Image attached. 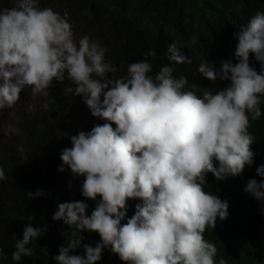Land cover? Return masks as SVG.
Returning <instances> with one entry per match:
<instances>
[{
    "label": "clouds",
    "instance_id": "clouds-1",
    "mask_svg": "<svg viewBox=\"0 0 264 264\" xmlns=\"http://www.w3.org/2000/svg\"><path fill=\"white\" fill-rule=\"evenodd\" d=\"M100 6L108 33L125 19L143 31L148 14L141 3ZM54 7L48 0H0V232L11 240L7 252L0 240V262L95 264L108 249L126 264H260L244 249L230 262L223 257L210 233L231 218V202L204 185L232 183L260 205L255 212L264 227V149L256 148L249 126L264 109V11L234 28L226 55L202 52L200 76L228 83L198 93L195 84L186 87L187 76L173 75L175 64H195L185 54L195 39L169 43L164 55L172 63L154 74L149 49L118 76L107 48L76 33L69 17L75 1ZM58 88L67 109L76 99L85 111L84 101L96 122L87 119L64 143L21 148L24 119L51 109ZM10 147L17 150L12 158ZM51 167L67 177V193ZM133 198L140 202L129 218L126 201ZM63 228L70 238L60 246L49 234ZM84 231L97 232L99 241L82 244Z\"/></svg>",
    "mask_w": 264,
    "mask_h": 264
},
{
    "label": "trees",
    "instance_id": "trees-1",
    "mask_svg": "<svg viewBox=\"0 0 264 264\" xmlns=\"http://www.w3.org/2000/svg\"><path fill=\"white\" fill-rule=\"evenodd\" d=\"M48 1L56 6L54 9L58 10L57 7L61 2L69 0ZM74 1L77 8L71 10V16H69L71 21L74 25L76 24L79 32L95 35L96 40L107 48L106 54L117 66L116 75L118 76L126 73L127 65L131 62L144 59L142 54L149 49H153L156 53L155 57H147L153 63L154 74L161 66L172 63L164 55L169 43L177 41L178 45L183 47L188 40L195 39V45L188 51L190 55L185 53L194 59L195 64H175L173 75L187 76L186 87L195 84L198 93L204 89L215 92L216 89L223 88L228 83L227 80L210 81L200 76L196 66L201 62L199 57L202 52H208L210 56L213 55V58L226 55L229 36L234 28L244 23L253 12L264 11V0H134L141 3L148 14L146 23L142 26L143 31L137 30L133 23L125 19L117 30L110 34L108 33L110 25L100 6L105 0ZM254 67L259 72L260 64L255 59ZM52 96L56 103L51 106V109H45L44 115L33 114L24 119L21 125L23 135L20 141L21 148H31L47 140L64 143L69 135L86 123L87 119L90 122H96V117L91 115L84 101L85 111L76 99H72L70 109L66 108L68 96L64 88L54 89ZM44 103L49 105L48 100ZM261 113L262 117L254 118L250 126L257 149H264V109H261ZM112 126L115 127V124L113 123ZM8 152L11 158L17 154V150L12 147L8 149ZM47 172L58 180L62 193L69 191L65 175L59 174L55 167L49 168ZM208 188L227 196L231 202V218L210 233L223 257L230 262V255L234 250L244 249L253 252L259 263L264 264V227L259 223L255 212L256 208L260 209V205L246 201L240 195L239 189L230 182L213 184L209 181L208 185H204V190L207 191ZM139 202L138 198L128 199L125 215L130 218L134 214L135 205ZM39 209L43 211V208ZM83 236L81 243L92 246L100 239L95 231H84ZM49 238L57 240L60 246H63L70 238V232L68 228L53 229ZM0 240L5 243L7 252L10 237L6 232H0ZM83 251V248H77L74 253L83 255ZM120 263L126 264L108 249L103 250L101 260L95 262V264ZM0 264L12 263L5 261Z\"/></svg>",
    "mask_w": 264,
    "mask_h": 264
},
{
    "label": "rangeland",
    "instance_id": "rangeland-1",
    "mask_svg": "<svg viewBox=\"0 0 264 264\" xmlns=\"http://www.w3.org/2000/svg\"><path fill=\"white\" fill-rule=\"evenodd\" d=\"M72 26V29L74 30L75 29V27L73 26V25H71ZM75 31H76V33H78V34H83V33H81V32H79L78 30H76L75 29ZM90 37H94L95 39H96V37H95V35H89ZM27 109V108H26ZM6 117H7V114H6ZM17 133H15V134H12L11 136H14V135H16Z\"/></svg>",
    "mask_w": 264,
    "mask_h": 264
},
{
    "label": "bare ground",
    "instance_id": "bare-ground-1",
    "mask_svg": "<svg viewBox=\"0 0 264 264\" xmlns=\"http://www.w3.org/2000/svg\"><path fill=\"white\" fill-rule=\"evenodd\" d=\"M2 5V4H1ZM138 20H139V23H141L142 22V20H141V18L140 17H138ZM147 32H149V30H146ZM212 56L213 55H211L209 58H212ZM253 121V119L249 122V126H251L252 124H251V122ZM240 196V195H239ZM9 244V243H8Z\"/></svg>",
    "mask_w": 264,
    "mask_h": 264
}]
</instances>
